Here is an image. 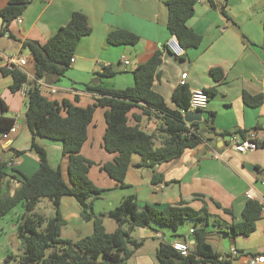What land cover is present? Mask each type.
Returning a JSON list of instances; mask_svg holds the SVG:
<instances>
[{
  "label": "crops",
  "instance_id": "1",
  "mask_svg": "<svg viewBox=\"0 0 264 264\" xmlns=\"http://www.w3.org/2000/svg\"><path fill=\"white\" fill-rule=\"evenodd\" d=\"M169 1L172 0H33L21 15L22 23L17 19L11 23L9 30L14 38L10 34L0 35V117L14 119L17 126V132L12 135L11 140L0 147V160L11 161V167L26 176H31L39 165L37 155L30 151L32 135L25 123L26 95L23 89L11 91L13 78L5 74L4 70L10 69L7 66L8 59L22 56L27 64L20 69L28 79L34 80L32 56L29 50L23 48V43H46L62 26L68 24L75 12L87 17L92 32L81 40L74 56L75 62L60 81L48 84L46 80H42L47 85L43 90L49 100L58 103L68 101L74 106L88 108L101 97L89 91L88 85H101L116 90L132 87L135 83L134 70L148 62L158 51H162V63L153 89L164 97L168 107L176 109L172 95L184 73L188 74L186 86L190 90H216L203 112L202 122H197L204 134V143L187 150L180 158L156 167V173L164 176L163 189L160 191H156L155 185L151 183L153 172L136 167L141 162L139 155L132 156L125 187L118 186L100 169L99 165L112 162L115 154L104 148L106 109H96L81 153L96 163L91 168L89 177L104 192L94 202L93 210L96 215L103 216L105 228L106 223H109L107 214L128 197H135L141 207L151 204L160 207L190 206L196 210L206 208L224 225L242 221V212L248 202L247 192L257 197L264 195V187L261 185L264 175L255 176L256 171L263 172L261 164L264 161V149H261L262 152L256 159H249L251 164L252 160L255 162V170L251 172L242 165L245 163H241V160L228 158L227 154L233 149L229 145V136L215 135L204 125L207 115L213 112L217 132L241 130L246 131L248 136L254 135L257 141L264 139V103L253 108L243 102L244 92L264 96V0H215V6L208 0H198L195 14L188 25L202 36L203 41L198 48L187 50L184 60L167 48L172 37L168 31ZM8 3L9 0H0V11ZM223 8L226 16L222 12ZM2 29L0 17V32ZM117 30L131 32L139 36L140 40L136 45H110L107 37ZM213 69L221 70L222 77L219 80L212 76ZM109 71L115 74L106 75ZM49 86L56 88L55 94L50 92ZM24 87L29 88V85ZM134 114L141 115L142 110H132L129 115L130 125H136ZM183 114L186 115L185 112ZM139 125L148 134L165 136L160 132L162 120L155 113L142 117ZM37 143L47 151L52 167L61 166L64 179H67V160L62 156V144L44 138H37ZM156 143L160 145V141ZM16 150L24 151L25 154L16 156ZM19 186L18 180L7 177L3 193L13 194ZM18 207L20 210L13 218L16 223L11 224L12 231L17 229L24 212L23 206ZM60 212L66 226L73 219L78 223L83 219L81 209L64 198ZM12 213L13 211L10 214ZM9 215L0 220V234H5L8 229ZM217 226L207 227L209 242L223 260L228 259L231 264H249L252 256L264 254L263 214L257 222L256 230L247 237H233L227 227ZM83 228L82 224L77 228L76 237L63 239L77 241L93 233V226L90 229ZM194 228L184 225L177 232L155 224L137 228L132 233V238L143 245L130 260L136 258L134 264H158L156 251L160 243L179 242L190 247L194 244ZM155 238H159L161 242L154 245L153 253L145 251ZM213 239L223 241L222 246L214 247L210 241ZM229 245L230 255L226 253ZM12 248V243L7 242L5 251L0 255V264H4ZM20 254V248H17L13 256Z\"/></svg>",
  "mask_w": 264,
  "mask_h": 264
},
{
  "label": "trees",
  "instance_id": "2",
  "mask_svg": "<svg viewBox=\"0 0 264 264\" xmlns=\"http://www.w3.org/2000/svg\"><path fill=\"white\" fill-rule=\"evenodd\" d=\"M32 1L9 0L8 5L0 11L3 22L0 35L10 34L14 38L9 30L10 25L21 17ZM208 2L212 6L216 5L215 0ZM197 3L198 0H172L167 3L168 31L178 39L184 50L181 60L185 59L187 50L198 48L203 41L202 36L188 25L195 14ZM222 12L226 16L225 8ZM91 32L87 17L75 12L68 24L62 26L46 43H23V48L29 50L32 56L34 80L28 79L17 66L4 70L5 74L13 78L12 92H18L24 85H29L25 123L32 135L30 151L39 160L38 168L31 176L21 174L16 168L10 167L9 162L0 160V220L18 206L24 208L17 225L21 254L8 255L4 264H129L135 251L143 245L132 238V233L137 228H147L155 224L177 232L188 222H192L195 227L194 244L190 245L188 255L182 256L172 244L163 241L156 251L158 264H231L230 260L221 259V255L210 244L207 227L224 226L233 237L250 236L262 217L261 206L257 201L248 200L240 223L224 225L206 208L196 210L190 206L160 207L151 204L141 207L135 197L125 198L117 208L107 214L117 224L113 233L106 231L103 216L94 213V202L104 190L97 187L89 177L90 170L96 163L85 158L81 151L88 139V127L97 108L106 109L104 148L115 154L112 162L99 166L120 187H125V178L133 155L141 157V162L136 167L152 171L151 183L157 185L164 182V176L156 173L158 165L180 158L187 150L203 144L205 138L199 129V123L190 124L195 131L191 133L184 121L183 113L190 108L191 92L188 86H178L174 90V110L153 89L158 68L162 63V51L155 53L148 62L134 70L135 83L132 87L116 90L101 85H88L89 91L101 96L88 108L74 106L68 101L58 103L49 100L38 81L46 80L48 84L60 81L71 68V60L81 40ZM139 40V36L124 30L111 32L107 37V42L114 46L136 45ZM211 73L216 80L222 77L220 69H213ZM114 74L112 71L106 73L109 76ZM215 91L206 90L209 97ZM243 102L248 107L257 108L264 103V96H253L244 92ZM134 108H140L142 114H134L136 125H130L129 115ZM153 113L162 120L160 132L165 134L164 137L148 134L139 125L142 117L152 116ZM214 118L215 113H209L204 125L215 135L226 137L239 134L243 139L248 136L246 131L241 130L217 132ZM14 125V119L0 117V133L8 131ZM37 138L62 144V156L67 160L68 181L64 179L61 166L52 167L47 151L37 143ZM157 141H160V145H157ZM257 146L258 149H264V139L257 141ZM15 154L21 156L25 152L16 150ZM19 175L21 178L18 179ZM7 177L15 178L20 183L13 194L3 193ZM67 196L78 201L82 218L93 223V233L90 236L77 241L61 238L66 221L61 215L60 207L62 199ZM43 199L52 202L56 212L54 217L47 218L34 213Z\"/></svg>",
  "mask_w": 264,
  "mask_h": 264
},
{
  "label": "built area",
  "instance_id": "3",
  "mask_svg": "<svg viewBox=\"0 0 264 264\" xmlns=\"http://www.w3.org/2000/svg\"><path fill=\"white\" fill-rule=\"evenodd\" d=\"M17 21L19 23H22V18L21 17L17 18ZM167 48L176 57L180 58L184 54V50L180 46L179 41L175 36H172L170 38V40L167 43ZM74 62H75V58H73L71 60V63H74ZM26 64H27V60L22 56H17L15 58L7 60V66L10 69L13 66H17V67L21 68V67H24ZM126 64H129V62L126 61ZM187 76H188L187 73L182 74L181 80L179 82V86H186ZM38 84L40 85L41 90H43L44 87L47 86L43 83L42 80L38 81ZM24 86L22 87V89L24 91V94L26 95L29 88H25ZM49 87H50V92L52 94H55L56 88L52 87V86H49ZM190 92H191L190 108L187 112H204L208 107V103H209V99H210L207 92L203 89H193V90H190ZM187 112H185V113H187ZM186 124H188L187 126H188V128H190L191 133H195L194 129L192 127H190V123H186ZM16 132H17V126L14 125L8 131L0 133V147L3 146L4 144H6L8 141H10L12 135L15 134ZM229 145L233 149H235L237 152L242 153V154L247 153L249 151H256L258 149L257 140H256L254 135H249L245 139H243L239 134L231 135V136H229ZM11 163L12 162L10 161L9 162L10 167L12 165ZM261 185L264 187V179L261 181ZM154 188L156 191H160L163 189V184L159 183V184L155 185ZM246 198L248 200H253V201L259 202V204L261 206L262 214L264 215V195L261 197H257L253 193L247 192ZM192 233H193V231H192ZM172 246L176 251L180 252L182 256L188 255L189 246L187 244L174 242L172 244ZM234 255H237V252H234ZM249 264H264V254H262L260 256H252L249 259Z\"/></svg>",
  "mask_w": 264,
  "mask_h": 264
},
{
  "label": "rangeland",
  "instance_id": "4",
  "mask_svg": "<svg viewBox=\"0 0 264 264\" xmlns=\"http://www.w3.org/2000/svg\"><path fill=\"white\" fill-rule=\"evenodd\" d=\"M260 152H262L261 149L256 150V151H249L247 153L242 154V153L237 152L236 150L231 149V151H229L227 156H228V158L232 157L233 159L236 158V159L241 160V163H245L242 165L253 166V163H255V162H253L254 160H252V164H251V161L250 162H248V161H249V159H256L258 154H260ZM242 161H244V162H242ZM261 165H262L261 170L263 172L256 171L255 176H257V177H261L264 175L263 174L264 173V161L262 162ZM66 178L68 179L67 176H66ZM67 179H65V180H67ZM64 200L71 202L72 204H74V206H77L79 209H81L80 204L78 203V201L74 197L67 196V197H64ZM19 210H20V207H17L13 211V213L8 216V226H7L8 229L6 230L5 234H0V255H2V253L5 251V247L7 245V242L12 243V247H13L12 252H10L8 255H15L17 248H20L21 243H20V240L18 239V236H17V229L13 230V231L11 230V224L16 223V220H13V218L17 215ZM34 213L43 215L47 218H52L56 214L55 208L49 199H43L35 208ZM108 220H109L108 221L109 223H106V231L109 233H113V231H115V229L117 228V225H116L115 221L113 219H111L110 217ZM81 224H82V226H84V228L88 227L89 229L91 226H93L92 222L85 221L84 219L80 220L79 223L73 219L69 222V224L65 228H63V232H62L63 236L61 238L76 237L75 235H76L77 228H79L81 226ZM185 226L191 227V226H194V224L192 222H188L185 224ZM84 228H83V230H84ZM84 233H86V232L84 231ZM84 235H86V234H84ZM241 240L244 241L243 238H241ZM210 241L214 245V247H217V246L221 247L222 246L221 244H223V241H218L216 239H213ZM160 242L161 241L159 238L153 239V243H149L147 245L145 251H148L149 253H153L154 245H157ZM226 253H228L230 255V253H231L230 245L227 246V252ZM135 260H136V258H134L133 260H130L129 263L134 264Z\"/></svg>",
  "mask_w": 264,
  "mask_h": 264
},
{
  "label": "water",
  "instance_id": "5",
  "mask_svg": "<svg viewBox=\"0 0 264 264\" xmlns=\"http://www.w3.org/2000/svg\"><path fill=\"white\" fill-rule=\"evenodd\" d=\"M203 112H187L184 116L185 123H194V122H202ZM246 169L253 172L255 170L254 166H246ZM222 259V257H220Z\"/></svg>",
  "mask_w": 264,
  "mask_h": 264
}]
</instances>
